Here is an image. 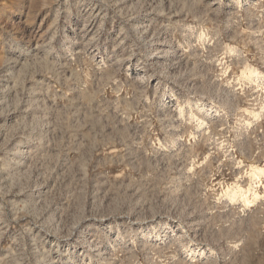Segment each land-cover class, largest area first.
<instances>
[{"label": "rangeland", "instance_id": "rangeland-1", "mask_svg": "<svg viewBox=\"0 0 264 264\" xmlns=\"http://www.w3.org/2000/svg\"><path fill=\"white\" fill-rule=\"evenodd\" d=\"M0 264H264V0H0Z\"/></svg>", "mask_w": 264, "mask_h": 264}]
</instances>
